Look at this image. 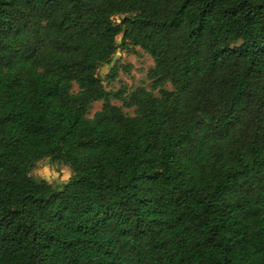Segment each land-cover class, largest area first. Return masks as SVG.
Masks as SVG:
<instances>
[{
    "label": "trees",
    "instance_id": "16d2710c",
    "mask_svg": "<svg viewBox=\"0 0 264 264\" xmlns=\"http://www.w3.org/2000/svg\"><path fill=\"white\" fill-rule=\"evenodd\" d=\"M0 264H264V0H0Z\"/></svg>",
    "mask_w": 264,
    "mask_h": 264
},
{
    "label": "rangeland",
    "instance_id": "374dc122",
    "mask_svg": "<svg viewBox=\"0 0 264 264\" xmlns=\"http://www.w3.org/2000/svg\"><path fill=\"white\" fill-rule=\"evenodd\" d=\"M116 21L119 17L115 18ZM117 49L112 56L111 62L98 69V76L103 81L107 91H120L125 89L130 92L136 88L143 87L150 90L151 82L147 79L149 70L153 67L152 59L148 54L139 48H132L121 44V38L116 39ZM115 71V77L112 78V71ZM170 89V86H167ZM156 94V93H155ZM112 104L122 106L117 100H112ZM102 102H96L92 105L89 117L101 109ZM123 111L133 115L132 110L124 108ZM72 173L64 165L53 163L48 159L37 163L31 172V176L46 181L54 189H59L65 184Z\"/></svg>",
    "mask_w": 264,
    "mask_h": 264
}]
</instances>
